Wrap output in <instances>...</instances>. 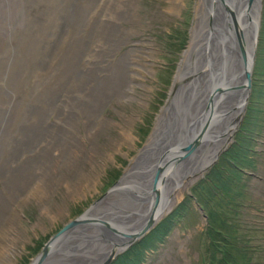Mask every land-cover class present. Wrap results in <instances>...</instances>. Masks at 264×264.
I'll return each instance as SVG.
<instances>
[{"label":"rangeland","instance_id":"rangeland-1","mask_svg":"<svg viewBox=\"0 0 264 264\" xmlns=\"http://www.w3.org/2000/svg\"><path fill=\"white\" fill-rule=\"evenodd\" d=\"M32 1L0 0V259L2 253L7 256L9 264H29L62 225L105 194L96 207L88 210L90 213L98 210L107 217L133 212L130 210L132 198L126 194L133 195L136 189H141L143 174L150 175L152 181L155 171L160 169V176L163 165L154 167L155 161L152 160L159 154L165 157L164 153L173 149L174 152L165 158V163H175L169 175L171 182L163 191L164 195L168 190L171 192L169 205L142 237L120 251L110 263L134 245L138 244L140 248V242L144 243L147 237L148 246L139 249L138 264H208L207 230L220 228L222 218L226 226L235 228L239 238L237 243L248 247L252 259L264 260V116L261 136H255L254 168L245 175L242 200H233L229 206L230 199H225V205L217 202L223 196L222 190L231 188V193L226 196L242 192H233L236 189L233 187L223 189V186H220L218 197L206 203H202L205 198L201 203L194 197L191 201L188 199L193 193L192 188H200L201 179L212 175L213 168L224 158L222 154L235 144L237 135L242 133L240 128L245 126L249 107L256 105L255 111L260 109L257 122L264 113V75L259 74L264 64V0H259L258 12L254 10L258 26L251 85L238 123L228 137L216 140L215 143L221 141L220 151L215 159L212 158L213 162L200 172L190 174L187 182L182 184L178 182V175L175 176L176 165L192 153L186 155L183 146L191 142H184L179 129L188 116L189 107L195 106L187 98V90L195 82L191 81V74L183 79L176 76L190 45L195 23L204 19L197 11L199 7L202 12L207 11L204 0H124L126 6L120 12L122 19L118 20L120 29L113 37L114 47L118 46L114 58L120 60V64L103 70L106 78L100 77L102 73L97 74L95 53L90 56L94 64L88 67L83 63L84 55L78 59L77 55L86 46L84 50L88 51L96 35L94 25L96 27L99 16L106 13L108 0L60 2L61 9L53 17L55 28L50 42L47 39L44 42L40 35V5L32 6ZM117 40L121 41L119 45ZM200 45H203L202 41L188 59L190 66L194 67V52ZM68 47H72L70 57H67ZM238 52L240 56L239 46ZM123 53L133 64L127 65ZM202 63L206 64L207 60ZM90 67L93 73L84 76L80 72L82 68ZM129 69L134 71L129 72ZM135 71H141L143 77ZM122 74L126 87L118 90V78ZM81 78L87 83L82 87L78 85ZM186 78L192 82L188 88L181 85ZM68 92H73L68 100L72 101L71 109H67L72 112H67L69 117L61 112L66 108L64 101L68 99ZM60 98L64 101L57 106L59 103L55 101ZM123 131L131 133L127 140ZM49 134L55 138L48 139ZM178 141L184 144L177 147ZM7 153L10 156L6 157ZM249 155L250 152L246 154L244 171L248 170ZM5 159L9 160L8 163ZM149 159L151 166L147 164ZM149 166L153 173L148 170ZM122 179L128 183L115 188L116 182ZM36 183L40 184L37 189L34 187ZM149 185L151 191V183ZM112 186L114 189L108 192ZM123 188H126L125 194L121 192ZM147 204L137 208L140 213ZM182 204L186 207H181ZM124 205L129 207L125 209ZM176 208L182 214L178 218L171 216ZM133 216L138 219L140 215ZM92 225L105 227L108 224L87 223L85 234L71 235L67 242L58 243L56 247L73 243L76 251H88L89 246L96 243V236L93 242L86 239L89 230L95 229ZM162 228L165 229L164 236L148 242L149 235ZM102 249L96 245L91 250L89 255L94 257L93 262L94 254L101 253ZM54 250L49 252L43 264H47L50 258L62 264L64 254L71 252ZM81 256L68 260L69 264L84 261L86 257Z\"/></svg>","mask_w":264,"mask_h":264},{"label":"bare ground","instance_id":"bare-ground-1","mask_svg":"<svg viewBox=\"0 0 264 264\" xmlns=\"http://www.w3.org/2000/svg\"><path fill=\"white\" fill-rule=\"evenodd\" d=\"M62 1L63 0H58V2H56V0H33L32 1V6L38 7V5H40L39 8L41 11L42 20H41V23L39 22L40 25L38 27L40 28V31H41L40 35H42V39L44 40V42L46 41V39H47V42H50L53 38L52 34L55 28L54 27L55 20L53 19V17L59 13V10L61 9L60 2ZM204 3L207 7V11L203 10L202 12V8L200 7L197 11V14H199V17L201 16L204 19H202L200 23H197V24L195 23L196 27L192 31L190 45L188 46L187 50L184 53L185 57L182 59V62L179 65L177 76H176V78L180 77L183 79L185 78L186 75L191 74L192 76L191 81L195 82L193 87L187 90V92L189 93L187 98L189 97V99L191 100V103L192 104L194 103L195 106L189 107L190 111H187L188 116L183 119L182 127L179 129L180 132L182 133L181 136L184 139V142L186 143V140L188 141L190 140L189 142H191L192 144L194 143V146H195L194 150L191 152L192 153L191 156H189L188 158L184 160H180V163L176 165V167L178 168H176L175 176L178 175L179 177L178 182L181 184L187 182V178L189 177L190 174L200 172V169H203L204 167H206L208 164L211 163L212 158L215 156L214 153L218 150V147L221 141L218 143H214V144L213 142L209 143V136L212 134L213 138L217 137L214 142L220 139L223 140L225 137L229 136V133L232 131V129L236 125L239 114L243 108L242 105H243L244 97L246 94V89H244L243 87H238V86L244 83V80H245L244 67L246 68L250 67V61H251V56H252V51H253V42L256 39L255 23L257 21V16L254 14V10L256 9V11L258 12L259 0H251V2L249 0H220V1L219 0H204ZM123 6H126L124 0H114V1L108 0L107 7H106L107 8L106 13L102 14L103 17L99 16V20L97 22L96 27L94 25V28H95L94 30H96V33H95L96 35L93 41L91 42V44L89 45L88 51L84 50L87 47L86 46L85 48H81V52H79V55H77V59L79 58V56L84 55V58L82 60H83V63L88 67L94 64V60L90 59V56L91 54L94 55L95 53L94 56L96 59L95 60L96 71L98 75L102 73L103 76L100 75V77H103V78H106V76H104L105 75L104 73L106 72H102L103 70H105L106 68L109 70L110 66L120 64V60L116 61V59L114 58L116 55L115 49L118 46L114 47L115 40L113 39V37L115 36L117 29H120L118 20L122 19V17H120L121 15L120 12L123 10ZM229 12H230L229 15L231 16V19L229 18V15H228ZM197 26L202 27V29H199V28L197 29ZM203 29H204V32L202 31ZM55 30L57 31V29ZM201 31L202 33L198 35V33H200ZM119 40L116 41L118 45L121 42ZM238 40L245 47V51H246L245 66L239 56L238 46L240 42ZM199 41H202L203 45L202 46L200 45L201 47L197 51L195 50L194 52L195 62H194V67H193L189 65L188 59L190 55L193 53L194 49L197 48ZM54 42L50 44H53ZM237 43H238V46L236 45ZM71 48L70 47L67 48L68 55H69L67 57H70ZM58 49L61 50V48H58ZM122 56H123V59L126 61L127 65L128 63L133 64L127 54L123 53ZM203 60H207V63L203 64L202 63ZM135 64L137 63L135 62ZM188 65H189V69L186 70ZM139 67L142 69V65H139ZM131 71H134V70L129 69V72ZM80 72L85 76V74L89 72L93 73V68L92 67L86 68V69L82 68V71ZM135 73L138 76L143 77L141 74V71H135ZM118 79H120V85H118V90H120L122 87H126L125 82H124V74H122L120 78ZM79 81H81V83H78V85L80 84L81 87L84 84H87L85 78H81L79 79ZM191 81L190 79L186 78L181 85L185 88H188L190 87V83H192ZM70 84L71 86L74 85L73 83H70ZM235 89L237 90L236 92L232 94H226L228 91H232ZM219 91H223L224 94L220 93L221 95H219L218 94ZM72 93L73 92H68L67 94L68 99L65 101L61 98L55 101V103H59L57 104V106H60L64 101L66 108L65 110L64 109L61 110V112L62 111L64 112V116L68 114L67 112H71L70 110H67V109H71L70 105L72 101L68 102V100H71L69 98L72 96ZM67 117L69 116L67 115ZM36 121L39 122L38 119ZM53 124L56 126H59L57 123H53ZM203 127H205V130H203L204 129ZM218 131H219V134H221L220 136H217L216 134ZM123 135L125 139L127 140L129 136L131 135V133L128 131H123ZM54 136L49 134L47 138L54 139L55 138ZM48 139H45V141H49ZM35 142L36 144L39 143V141L38 142L35 141ZM182 143H183L182 141H178V144L176 146L178 147ZM210 144H212V150L210 148ZM172 150L170 152L169 151L165 152L164 153L165 157L160 156V154L157 157L153 156L154 158L152 161H155L156 165L151 164L152 162V161L150 162L151 159H149L147 162L148 165L151 164L154 167L157 166L158 164L163 165V171L158 177V182L156 184V188H154L155 189L154 191L151 190L152 191L151 192L149 190V186H150L149 184L151 183L150 175L143 174L142 175L143 180L141 181L142 185L139 186V188L141 187V189H136V192H133V195L132 194L129 195V193L126 194L127 196H130V198H132L133 203L131 204L130 210L133 212H122L119 216H107V217L102 215V213H99L98 210L96 213L95 212L90 213L89 211L85 213L84 216L86 217L87 221H92L93 219L97 221L100 219H104V221H106V223L108 224L107 227L105 224H104L105 227H99V226L95 227L96 225L91 226L93 229L94 228L95 229L89 230L87 234L90 235L92 232L98 234L97 241L96 243H94L95 245L99 247H104L103 248L104 250L110 249L111 244H108L109 242H111L113 246L115 245V243H116V246H122L127 242L128 238L126 237L120 238L114 235L112 233L113 228L123 229V228H128L129 226L131 228L127 229V231L130 230V231L135 232L138 230V228H140L145 223V220L149 217L150 214L151 215L159 214L158 216H160L166 210L167 206L169 205L171 201V198L168 197L171 192L170 190H168L167 194L163 195V191L165 190L164 189L165 186L168 189V185L171 182V178L169 177V175L172 173L171 169L172 167L175 166V163H165L166 161L165 158L167 154L169 155L171 152H174ZM9 154L10 153H7V155L5 154L6 157H8ZM176 155H177V152H176ZM173 157L176 159L179 158V156H173ZM7 160L5 159V162ZM152 169L153 168L150 167L148 170H150V172L153 173ZM178 172L180 173L178 174ZM33 176L37 177L38 175L34 174ZM125 177L126 176H124L123 179H125ZM123 179L122 181L118 182L115 185V188H121L124 185L123 183H128L126 182V180H123ZM33 181L34 180H32L31 182ZM39 185L40 184L36 183L34 184V187L36 186V189H37ZM137 191H139L140 195L137 193ZM121 192L125 194L126 188H123ZM154 192H158L160 195V201H159L160 203L157 204L156 206L152 205ZM136 196H138V198ZM164 197H165V203L162 202ZM144 203L145 204L148 203L147 207L145 206L143 209L144 212H142L141 210V213H140L139 209L137 208H140L142 205L144 206ZM122 207L126 209L129 206L124 205ZM133 215H136V216L140 215V216L137 219V217L135 218ZM87 216L93 219L90 220ZM139 221H141L140 224L136 225V223ZM87 223L89 222L74 225L73 227L68 229V231H66L65 234L54 238L50 246L51 249L49 248L48 253L54 250V248L56 247L58 243H61L64 241L67 242V240H69L72 237L71 235H77V234H82V233L85 234L84 232L87 229L85 225ZM108 226L110 227L113 226V227H111L112 229H108ZM94 244L89 246L88 251L93 248ZM109 251L105 254L96 252L94 254L96 262L93 264H98L100 260L102 261L103 257L105 258L106 256H108ZM86 255L89 256V253H86ZM6 259H7V256L2 255L1 253L0 264H9L10 261H6Z\"/></svg>","mask_w":264,"mask_h":264},{"label":"trees","instance_id":"trees-1","mask_svg":"<svg viewBox=\"0 0 264 264\" xmlns=\"http://www.w3.org/2000/svg\"><path fill=\"white\" fill-rule=\"evenodd\" d=\"M261 61V60H260ZM259 61V62H260ZM263 63V60L261 61ZM260 75H264V64L261 65ZM261 94L259 93V98ZM255 98H258L257 96ZM258 98V99H259ZM254 102V101H253ZM256 105L254 107H249L250 111L248 112L247 119L244 121L245 126L242 125L240 128V132L242 133L237 135L235 144L232 145L227 151H225L222 155L224 158L216 164V166L212 170V175H207L204 179H201L199 183L202 185L200 188L198 186H194L192 195L189 196V201H191L194 197L195 200L201 203H206L210 200H214L213 198L218 197V192L220 190V186H223V189L227 187H233V192L236 193L232 196H226L231 193V188L229 190H222L223 196L219 197L217 202H222V205H225V199H230L228 206L231 205V201H241L244 196L243 192L245 191V175L249 172V170L254 168V157L253 153H256L255 148V136L260 137L262 133L263 127V116H260V120L257 122L259 115L261 114L260 109L255 111ZM264 112V110H263ZM247 132L249 135H247ZM250 152L248 156V167L246 171L242 168L245 166L246 162V154ZM245 156V157H244ZM211 172V171H210ZM209 173V172H208ZM227 184H231L228 186ZM213 193V194H212ZM243 195V196H242ZM235 206V205H233ZM181 207H186L184 204ZM231 209V208H230ZM181 211L179 209H175L171 216L174 218L180 217ZM225 219H221L220 228L207 230V258L208 264H264L263 259H259L254 261L252 259L251 253L248 250V247L241 246L237 242L239 238L237 232H235V228L233 226H226ZM165 229L155 230L153 235H149L148 242H152L154 240H159L161 236H164L163 232ZM157 234H160L159 236ZM147 238V237H146ZM140 242L139 245L136 244L131 247L126 253L119 256L116 261L110 264H138L139 262V249L146 248L148 246L147 240Z\"/></svg>","mask_w":264,"mask_h":264},{"label":"water","instance_id":"water-1","mask_svg":"<svg viewBox=\"0 0 264 264\" xmlns=\"http://www.w3.org/2000/svg\"><path fill=\"white\" fill-rule=\"evenodd\" d=\"M250 2H251V0H249ZM257 26H258V18H257V21H256V23H255V30H256V32H255V36H256V34H257ZM255 41H256V39H255ZM255 41L253 42V51H252V56H251V61H250V67L249 68H246V67H244V78H245V81H244V83H242V85H239L238 87H243L244 89H246V94H245V97H244V102H243V108H242V110L244 109V105H245V103H246V100H247V96H248V93H247V91H248V89H249V87H250V85H251V68H252V64H253V57H254V44H255ZM240 42V41H239ZM239 51H240V58L242 59V62H243V64H244V66H245V62H246V51H245V48L243 47V45L241 44V42L239 43ZM236 88V87H235ZM242 110H241V112H242ZM239 120V119H238ZM237 123H238V121H237ZM236 123V124H237ZM236 126V125H235ZM234 126V127H235ZM234 130V129H233ZM233 130L231 131V132H233ZM217 134V136H219V133H216ZM217 137H214L213 138V135L211 134L210 136H209V142H213V144L215 143L214 141H215V139H216ZM194 144H192V143H187L186 145H184L183 146V148H184V150L186 151V155H189L193 150H194ZM211 150H212V148H211ZM220 151V149H218L214 154H215V156L213 157L214 159L216 158V156H217V154H218V152ZM213 159V160H214ZM213 160L211 161V162H213ZM211 164V163H210ZM159 172H160V169H157L156 171H155V173H154V176H153V179H152V181H151V187H152V190L154 191L155 189L154 188H156V184H157V182H158V176H159ZM123 177V176H122ZM119 181V180H118ZM117 181V182H118ZM117 182H116V184H117ZM115 184V185H116ZM114 185V186H115ZM114 186H112L109 190H108V192L109 191H111L112 189H114ZM107 192V193H108ZM164 195V194H163ZM104 196H106V194L104 195ZM104 196H101L100 198H98L97 200H95L93 203H91L81 214H79L77 217H75L74 219H71V220H69L68 222H66L64 225H62L51 237H50V239H48V241L43 245V247L41 248V250H40V252L31 260V262L29 263V264H43V262L47 259V256H48V251H49V248L51 249V243H52V241H53V239L54 238H56V237H59V236H61V235H63V234H65L66 233V231H68V229H70L71 227H73L74 225H78V224H82V223H85V222H92V223H94V222H96V223H98V224H106V221H104V219H100V220H98L99 222H97V221H87V219H86V217L84 216L85 215V213L88 211V210H90V209H92V208H94V207H96V205L100 202V200L101 199H103L104 198ZM160 195H159V193L158 192H154V196H153V203H152V205L153 206H156L157 204H159L160 202ZM162 202L163 203H165V197L163 198V200H162ZM159 214H156V215H149V217L147 218V221L140 227V228H138V230L137 231H127V229H129L130 227H128V228H123V229H117V228H111L110 226H108V229H112V233L114 234V235H116V236H118V237H120V238H128L127 239V242L124 244V245H122V246H116V243H115V245L113 246L112 245V243L111 242H109L108 244H111V247H110V249H106V250H102V254H105V253H107L109 250V253H108V256H106L105 258L103 257V259H102V261L100 260L99 261V263L98 264H109L111 261H112V259L120 252V251H123L124 249H127L131 244H133L134 242H136V240L137 239H139L140 237H142L152 226H153V224H154V222L155 221H157V219L159 218V216H158ZM106 227H107V225H106ZM85 233V232H84ZM92 235H93V237H92ZM98 234H94L93 232L90 234V235H88V238H86V239H88V240H90V241H92L93 242V240H94V236H96V241H97V238H98V236H97ZM85 236V235H84ZM104 236V235H103ZM95 244H94V246H93V248H95ZM92 248V249H93ZM104 248V247H103ZM117 248V249H116ZM71 249V250H70ZM92 249H90L88 252L86 251V250H83V251H76V249H75V244H73V243H71V244H69V245H67V246H63V247H59V246H57L56 248H55V250H54V252H59V251H64V250H67V251H71V252H69V253H65L64 254V260H63V263L64 264H69V261L68 260H71V259H73V257H77V256H84V261H82V262H79V263H76V264H93V263H95L96 262V259H95V262H93V260H94V257H91L90 255L88 256V255H86V253H90L91 252V250ZM104 251V252H103ZM92 253V252H91ZM62 256H63V253H62ZM81 256V257H82ZM62 263V264H63ZM72 263H75V262H71L70 264H72ZM47 264H59V263H57V262H55V259H53V260H51V258L50 259H48V262H47Z\"/></svg>","mask_w":264,"mask_h":264}]
</instances>
